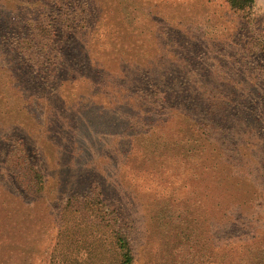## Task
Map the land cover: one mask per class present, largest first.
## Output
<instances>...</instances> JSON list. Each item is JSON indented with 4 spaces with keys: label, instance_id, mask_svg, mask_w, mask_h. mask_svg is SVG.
I'll return each instance as SVG.
<instances>
[{
    "label": "rangeland",
    "instance_id": "374dc122",
    "mask_svg": "<svg viewBox=\"0 0 264 264\" xmlns=\"http://www.w3.org/2000/svg\"><path fill=\"white\" fill-rule=\"evenodd\" d=\"M0 0V264H264V0Z\"/></svg>",
    "mask_w": 264,
    "mask_h": 264
},
{
    "label": "trees",
    "instance_id": "16d2710c",
    "mask_svg": "<svg viewBox=\"0 0 264 264\" xmlns=\"http://www.w3.org/2000/svg\"><path fill=\"white\" fill-rule=\"evenodd\" d=\"M252 0H231L230 3L232 5H235L236 3L243 4L246 6V4L251 3ZM112 244L115 249V255L117 257L116 264H133V252L130 248V244L128 239L121 234L120 230H117L116 232H112ZM221 261L217 257L214 259V264H220Z\"/></svg>",
    "mask_w": 264,
    "mask_h": 264
}]
</instances>
